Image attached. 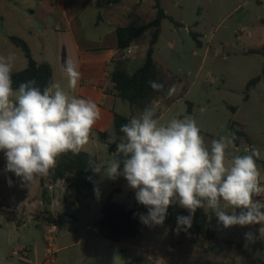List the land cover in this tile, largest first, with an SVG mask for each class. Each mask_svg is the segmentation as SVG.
<instances>
[{
	"label": "rangeland",
	"instance_id": "rangeland-1",
	"mask_svg": "<svg viewBox=\"0 0 264 264\" xmlns=\"http://www.w3.org/2000/svg\"><path fill=\"white\" fill-rule=\"evenodd\" d=\"M259 4L257 0H162V7L173 21L162 22L153 57L156 65L174 78L175 92L157 101L159 104L156 102L154 108L161 123L172 118L194 119L208 145L213 139L230 136L231 123L240 124L251 146L260 151L257 164L264 183V57L245 52L250 48V30L255 27L251 18ZM240 6L244 10H240ZM50 21L41 0H0V44L10 47L16 59L23 57V52L4 36L15 34L22 26H49ZM191 33L199 35L196 39L200 46ZM150 38L151 31H148L137 45L148 46ZM17 68L18 63H15L14 70ZM258 75H261L260 82L247 92V82ZM187 103L192 105L190 112ZM141 113L135 108L130 116L138 117ZM108 134L107 142H120L121 137L113 129ZM102 142L100 138L98 162L106 167L113 159ZM249 146L245 141L238 146L228 145L226 162L246 152ZM109 181L99 175V197L84 200L75 221L64 215L65 199H75V192L67 190L63 182L48 190L51 183L46 176L44 182L52 200V211H49L56 228L47 224L43 214L39 216L44 219L25 221L26 226L20 230L16 224L9 225L13 219L8 216L20 215L0 212V263L12 260L13 264H19V254L12 256L11 252H19L28 245L41 255L46 245L44 236L48 235L53 237L57 250L56 264H264V239L259 238L257 232L260 225H236L226 229L218 223L211 209L206 212L215 232L213 241L200 238L193 226L177 235L176 231L163 226L142 224L138 240L110 242L105 232L98 234L87 229L93 224L97 226L96 219L109 198L116 204L141 206L140 214H146L147 209L136 201L134 190L127 186L123 176L112 180L114 184L121 183L119 190ZM34 185V191L39 193L40 180ZM226 210L231 211V208ZM247 232L256 233V239L246 246Z\"/></svg>",
	"mask_w": 264,
	"mask_h": 264
},
{
	"label": "clouds",
	"instance_id": "clouds-1",
	"mask_svg": "<svg viewBox=\"0 0 264 264\" xmlns=\"http://www.w3.org/2000/svg\"><path fill=\"white\" fill-rule=\"evenodd\" d=\"M15 60L12 52L0 55V152L6 161L4 172L14 174L21 186L29 188L56 167L61 155L88 151L101 110L93 100L71 94L82 77L71 59L63 65L68 90L55 80L43 89L35 80L14 89ZM148 84L154 91L164 89L156 81ZM174 92L172 85L167 94ZM120 131L117 157L101 167L89 153L88 165L102 178L124 177L136 201L147 209L139 215L143 225L163 226L169 207L177 205L188 212L176 217L177 235L192 227L198 209H211L226 229L260 225L257 232L264 239V199H256L264 198L259 149L252 146L226 162V148L236 139L234 133L208 145L194 119L172 118L161 123L153 106L145 107ZM7 183L13 186L10 177ZM94 193L99 197L97 187ZM229 207L231 211L226 210ZM255 239L256 233H245L246 246Z\"/></svg>",
	"mask_w": 264,
	"mask_h": 264
},
{
	"label": "crops",
	"instance_id": "crops-1",
	"mask_svg": "<svg viewBox=\"0 0 264 264\" xmlns=\"http://www.w3.org/2000/svg\"><path fill=\"white\" fill-rule=\"evenodd\" d=\"M41 1L51 20L49 26L32 28L22 26L15 34L6 35L4 38L8 42H10L8 39L10 35L23 39L28 44L34 60L47 62L51 65L53 80L59 81L65 90H68V81L63 71V65L69 59L77 64L82 77L78 87L71 94L78 98L93 100L101 110V118L93 126L90 142L86 146L87 153H94L98 162L99 133L104 132L109 135L108 133L113 129L115 113L131 117L130 114L135 109L130 107L127 101L116 96L110 81V73L117 61L124 63L129 74L134 73L142 65L147 49V45L142 47L137 45L140 36L127 50L120 51L117 48L114 30L118 27L141 26L154 20L156 16L154 1L120 0L116 3H111V0ZM257 2L260 4L257 5L258 9L251 18L255 27L250 30L251 36H249L248 42L250 48L245 50L246 53L258 49L264 44V25L259 23L264 19V0H257ZM163 9L168 15L165 8ZM240 10H244V7L240 6ZM10 52H12L10 47L0 44V55H7ZM20 58L15 60L19 68L13 72L25 68L24 55ZM102 143L107 147L109 142L105 140ZM110 156L113 159V155L110 154ZM5 163L4 155L0 152V212L3 214L14 212L20 215L16 218L8 216L13 219V221H9V225L16 224L17 228L21 230L31 220L44 219L39 216L44 214V204L41 200L42 190L39 193L34 191V184L29 188L21 186L14 174L1 172L2 169L4 170ZM96 175L98 186L99 175ZM9 177L13 180L11 187L7 183ZM109 184L114 185L117 190L121 188L120 182L114 184L110 180ZM4 206H7V209L4 210ZM49 210L52 211V205ZM100 218L101 214L96 222ZM49 225L53 229L56 228V225ZM87 229L101 234L95 224L88 226ZM22 248L19 251V264H40L43 261L45 249L39 255L38 251L32 250L30 245ZM0 264H13V261L8 260L6 263Z\"/></svg>",
	"mask_w": 264,
	"mask_h": 264
},
{
	"label": "trees",
	"instance_id": "trees-1",
	"mask_svg": "<svg viewBox=\"0 0 264 264\" xmlns=\"http://www.w3.org/2000/svg\"><path fill=\"white\" fill-rule=\"evenodd\" d=\"M120 0H111V3L119 2ZM154 8L156 10V16L154 20L141 25V26H129L118 27L114 30V34L117 40V48L120 51L128 49L136 39L142 36L145 32L151 31V38L149 40L147 49L145 51L144 60L142 65L132 74H129L122 61H117L113 70L110 73V81L113 84V89L117 97L124 99L128 102L130 107L137 108L141 112L147 106H155L157 101L168 98V89L174 85V78L164 69L158 67L154 61L155 45L158 41L161 33V24L164 19L173 21L169 15H167L162 7V0H153ZM259 23L264 25V19ZM192 37L199 36L197 33H191ZM9 41L19 48L26 59V66L24 69L13 72V88H18L20 83L35 80L37 85L43 89L50 81H53V73L51 65L47 62H37L34 60L28 44L18 36H8ZM197 45L200 46V42L197 40ZM249 53L260 54L264 57V44L258 49L250 50ZM264 73V71H263ZM261 75H258L246 84V91L260 82ZM149 81H156L164 85L162 91H154L148 84ZM248 94V93H247ZM246 94V98L248 95ZM166 105V108L169 105ZM188 104V112L191 111L192 105ZM235 111V108H231ZM159 116V115H158ZM157 116V117H158ZM131 117H126L120 114H114L113 130L114 133L121 137L123 133L120 131L121 126L126 124ZM239 128V129H238ZM231 134L234 133L236 139L233 144L238 146L242 141L250 144V139L243 131L242 126L238 123L230 124ZM230 134V136H231ZM100 138L105 142L106 133H99ZM229 136V137H230ZM115 143H107V148L110 154L113 155V159L117 157ZM246 152H242L239 155H243ZM91 158L97 161L96 155L91 153ZM90 159L89 153L81 152L79 155H73L71 153L61 155L57 160L55 168L51 169L48 176L51 184H55L57 181H62L66 185L67 190H73L75 192V199L71 200L66 198L64 202V215L77 221V215L79 212L80 204L87 199H94V187H97V175L92 171L88 165ZM260 160H257L259 163ZM264 166V163H263ZM91 177V180L89 179ZM41 200L44 204L43 213L46 215V222L48 224L56 225V221L53 219L49 206L52 204V200L47 194L46 186L42 187ZM142 211L141 206H125L111 202L109 198L101 208V218L97 221V227L100 232H105V237L112 243H121L124 240H138L141 235L142 223L140 222L139 215ZM178 215H188L187 210L180 208L177 205L170 206L167 212L166 220L163 224V228L175 231L177 226L176 217ZM209 214L203 209H198L194 214L192 226L196 234L204 239L213 241L215 239V232L211 228L208 222ZM65 222V221H64ZM221 250V248H220Z\"/></svg>",
	"mask_w": 264,
	"mask_h": 264
},
{
	"label": "built area",
	"instance_id": "built-area-1",
	"mask_svg": "<svg viewBox=\"0 0 264 264\" xmlns=\"http://www.w3.org/2000/svg\"><path fill=\"white\" fill-rule=\"evenodd\" d=\"M62 181H57L55 184H51V186H47L48 190H52L53 186L56 184H59ZM257 199H264L258 197ZM44 241L46 242L45 245V253H44V259L40 264H54L55 262V254L57 250L55 249L54 242H53V237L45 235L44 236ZM12 256L18 255V251H12L11 252Z\"/></svg>",
	"mask_w": 264,
	"mask_h": 264
},
{
	"label": "water",
	"instance_id": "water-1",
	"mask_svg": "<svg viewBox=\"0 0 264 264\" xmlns=\"http://www.w3.org/2000/svg\"><path fill=\"white\" fill-rule=\"evenodd\" d=\"M125 50H127V49H125ZM44 181H45V177H43V178L40 179V186L41 187H44V185H45V182Z\"/></svg>",
	"mask_w": 264,
	"mask_h": 264
}]
</instances>
